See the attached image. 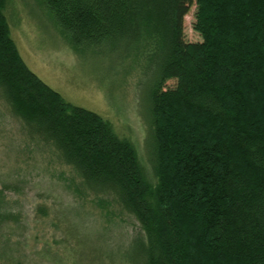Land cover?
Wrapping results in <instances>:
<instances>
[{"label":"trees","instance_id":"1","mask_svg":"<svg viewBox=\"0 0 264 264\" xmlns=\"http://www.w3.org/2000/svg\"><path fill=\"white\" fill-rule=\"evenodd\" d=\"M6 2L1 97L84 191L108 194L136 217L144 232L129 244L136 261L264 264V0H41L74 50L145 57L152 178L108 119L70 103L27 66ZM192 5L199 41L184 38ZM4 203L0 189V237L10 230Z\"/></svg>","mask_w":264,"mask_h":264},{"label":"rangeland","instance_id":"2","mask_svg":"<svg viewBox=\"0 0 264 264\" xmlns=\"http://www.w3.org/2000/svg\"><path fill=\"white\" fill-rule=\"evenodd\" d=\"M194 10L192 5L184 17L187 41L201 39L192 26ZM4 14L27 66L70 103L108 119L133 143L152 178L145 57L74 50L41 0H7ZM0 189L2 211L10 214V230L0 237V264H140L129 245L144 237L136 217L112 196L84 191L73 169L26 132L1 95Z\"/></svg>","mask_w":264,"mask_h":264}]
</instances>
